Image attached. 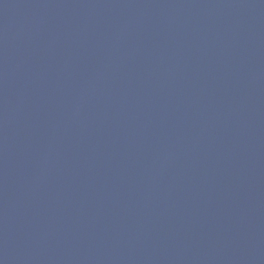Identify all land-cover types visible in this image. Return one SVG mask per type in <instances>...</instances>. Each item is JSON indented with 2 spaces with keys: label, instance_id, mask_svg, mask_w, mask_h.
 <instances>
[{
  "label": "water",
  "instance_id": "obj_1",
  "mask_svg": "<svg viewBox=\"0 0 264 264\" xmlns=\"http://www.w3.org/2000/svg\"><path fill=\"white\" fill-rule=\"evenodd\" d=\"M0 264H264V0H0Z\"/></svg>",
  "mask_w": 264,
  "mask_h": 264
}]
</instances>
